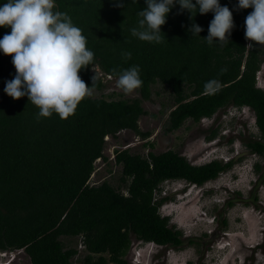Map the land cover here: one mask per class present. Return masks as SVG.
I'll return each mask as SVG.
<instances>
[{
  "label": "trees",
  "instance_id": "obj_1",
  "mask_svg": "<svg viewBox=\"0 0 264 264\" xmlns=\"http://www.w3.org/2000/svg\"><path fill=\"white\" fill-rule=\"evenodd\" d=\"M237 2L220 0L233 11L235 27L229 41L210 46L204 37L212 12L197 13L193 21L176 5L161 26L164 33L157 44L130 32L141 19L138 13L146 7L145 0H125L123 8L115 6V0H56V10L69 14L94 52L92 65L78 73L86 85L104 87L93 74L94 66L119 78L123 69L139 65L143 81L137 88L139 97L86 96L66 119L56 113L37 119L39 109L27 96L13 99L4 92L15 67L12 54L0 52V250L22 249L30 264H73L77 249L66 248L60 237L80 236L86 250L82 264H126L131 237L176 250L200 245L206 234L200 240L184 237L168 216L160 214L167 199L159 195L160 185L168 180L202 185L232 168L233 158L193 164L172 149L144 156L124 148L114 153V162L121 167L117 187L89 180L95 161L107 160L106 136L115 138L125 129L144 139L149 136L140 130L138 120L148 114L141 102L150 99L155 83L165 85L174 102L164 132L178 129L186 119L198 122L228 106H246L254 112L258 134L242 143L250 153L264 156V89L257 85L264 44L253 41L247 46L244 22L252 9L237 10L233 7ZM193 22L202 27L200 36L188 31ZM10 31V26H0V38ZM213 80L219 88L210 93L205 84ZM211 133L208 139L217 132ZM254 167L260 170L257 162ZM256 187L251 191L254 201ZM233 205L229 200L224 207ZM220 222L226 225V218ZM258 247L264 253V231Z\"/></svg>",
  "mask_w": 264,
  "mask_h": 264
},
{
  "label": "rangeland",
  "instance_id": "obj_2",
  "mask_svg": "<svg viewBox=\"0 0 264 264\" xmlns=\"http://www.w3.org/2000/svg\"><path fill=\"white\" fill-rule=\"evenodd\" d=\"M92 70L104 82L102 89L92 88L93 97L111 98V94L113 99L139 97L138 89L125 94L117 86L119 78L104 75L96 66ZM257 85L264 89V62L257 72ZM141 103L148 114L140 116L138 125L149 136L144 139L128 129L118 132L115 138L106 136L103 154L107 160L95 161L91 184L107 181L115 187L119 185L121 167L114 162V153L124 148L144 156L148 151L172 149L193 164L232 158L234 164L202 185L183 180H168L160 185L159 195L167 198L160 206V214L168 216L169 223L180 229L184 237L200 240L206 234L199 246L185 245L176 250L131 237L130 248L124 256L126 264H264V253L258 247L264 231V182L259 183V176L264 177V156L250 153L242 143L250 134H258L254 112L246 106H228L198 122L186 119L178 129L166 133L167 115L174 105L168 88L153 84L150 99ZM213 130L216 135L208 139ZM145 142L152 146L144 145ZM256 162L260 165L258 172L254 167ZM254 187L257 188L255 201L251 193ZM229 200L234 205L227 209L224 205ZM224 217L227 223L221 225ZM60 239L66 248L77 249L72 263L82 264L86 254L82 238L61 236ZM0 264H30V260L22 249L0 250Z\"/></svg>",
  "mask_w": 264,
  "mask_h": 264
},
{
  "label": "clouds",
  "instance_id": "obj_3",
  "mask_svg": "<svg viewBox=\"0 0 264 264\" xmlns=\"http://www.w3.org/2000/svg\"><path fill=\"white\" fill-rule=\"evenodd\" d=\"M146 7L138 15L131 35L141 41L161 43V26L171 10L179 5L193 19L197 13L212 12L213 19L204 37L208 45L229 41L235 27L233 11L220 0H145ZM115 6L125 7V0H115ZM235 9L251 8L245 18V38L264 44V0H238ZM0 26L11 27L10 33L0 38V52L12 54L15 75L5 82L4 92L18 99L28 97L38 107L37 119L53 113L61 119L74 114L79 102L92 96V84L86 85L78 74L82 68L92 65L94 52L89 49L82 29L76 26L67 12L56 10V0H7L0 3ZM191 35H199L202 27L193 22L188 28ZM164 33V32H163ZM131 58V53L124 54ZM139 65L123 69L117 86L129 94L143 81ZM93 83V78H92ZM219 88L216 81L205 84L208 92Z\"/></svg>",
  "mask_w": 264,
  "mask_h": 264
}]
</instances>
